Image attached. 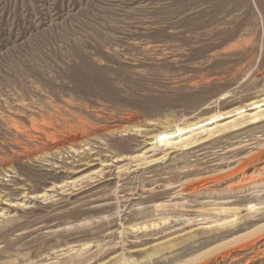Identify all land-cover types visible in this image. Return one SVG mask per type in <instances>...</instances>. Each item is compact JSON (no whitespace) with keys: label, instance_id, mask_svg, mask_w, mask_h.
Returning a JSON list of instances; mask_svg holds the SVG:
<instances>
[{"label":"rangeland","instance_id":"obj_1","mask_svg":"<svg viewBox=\"0 0 264 264\" xmlns=\"http://www.w3.org/2000/svg\"><path fill=\"white\" fill-rule=\"evenodd\" d=\"M0 264H264V0H0Z\"/></svg>","mask_w":264,"mask_h":264},{"label":"bare ground","instance_id":"obj_2","mask_svg":"<svg viewBox=\"0 0 264 264\" xmlns=\"http://www.w3.org/2000/svg\"><path fill=\"white\" fill-rule=\"evenodd\" d=\"M58 127H59V125H58ZM74 140V139H73ZM73 142V141H72ZM217 229V228H216ZM202 258H196L195 260H193V262H196V261H199V260H201Z\"/></svg>","mask_w":264,"mask_h":264}]
</instances>
